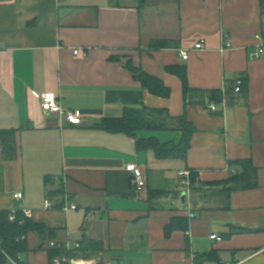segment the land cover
I'll return each mask as SVG.
<instances>
[{
  "label": "crops",
  "instance_id": "obj_1",
  "mask_svg": "<svg viewBox=\"0 0 264 264\" xmlns=\"http://www.w3.org/2000/svg\"><path fill=\"white\" fill-rule=\"evenodd\" d=\"M263 42L260 0H0V131L15 138L8 158L0 135V211H30L54 230L44 241L28 234V251L7 264H51L50 248L70 252L83 240L102 251L74 264H264V55L255 56ZM128 59L169 97L145 89ZM170 66H184L192 102ZM214 89L229 92L224 101L210 99ZM44 92L82 123L43 112ZM142 106L185 115L198 129L185 158L139 151L135 137L102 127ZM137 137L178 143L181 132ZM244 159L257 185L227 192L221 182L243 171L230 163ZM131 162L146 174L143 192L131 185ZM188 170L196 177L187 186L179 171ZM176 218L186 228L178 222L167 235Z\"/></svg>",
  "mask_w": 264,
  "mask_h": 264
},
{
  "label": "trees",
  "instance_id": "obj_2",
  "mask_svg": "<svg viewBox=\"0 0 264 264\" xmlns=\"http://www.w3.org/2000/svg\"><path fill=\"white\" fill-rule=\"evenodd\" d=\"M260 11L264 15V0H260ZM171 44L172 42L170 41H154L152 47L168 48ZM125 67H127L131 74L140 81L142 86L148 89L153 95L169 97L171 90L163 84L160 78L147 74L142 68L135 66L131 59L126 61ZM167 70L178 75L180 78L184 102L186 104L192 102L190 99L197 91L189 87L184 66H170ZM206 93L210 96L212 101L221 102L224 94L229 92L226 90L224 93L221 90L214 89ZM102 127L111 133L119 132L135 137V146H137V150L144 151L152 149L158 158L173 156L185 158L192 145V137L198 131L185 115L170 116L165 109H152L147 106H142L141 108L128 107L122 116L103 120ZM143 130H178L181 132V138L178 143L160 142L155 137L138 138L137 134ZM0 135L6 157H13L15 154L14 131L2 130L0 131ZM230 164L240 165L243 171L241 173H235L231 175L230 178L221 182L227 192L239 188L244 190L250 189L257 185L255 181L257 169L254 168L250 159H244L243 161H236ZM190 172L192 173L190 176L192 177L190 183L194 184L196 174L191 170ZM9 213V210L0 211V264H7L10 259L17 261L23 252L28 251V234L36 233L44 241L52 238L54 233L53 229L46 227L43 223L33 221L31 218H26L22 211H17L16 219L11 222L8 220ZM177 219L178 218L173 219L172 222L166 226L167 235L175 230L176 227H179V224H177L179 221H177ZM186 222V219L180 218L179 223H183L184 228L187 226ZM22 236H25V238L22 239ZM101 251L102 247L98 241L83 240L79 243L78 249L70 252L62 247L50 248L49 260L50 263L53 264L52 260L54 258H62L65 255L75 259H90L94 254Z\"/></svg>",
  "mask_w": 264,
  "mask_h": 264
},
{
  "label": "built area",
  "instance_id": "obj_3",
  "mask_svg": "<svg viewBox=\"0 0 264 264\" xmlns=\"http://www.w3.org/2000/svg\"><path fill=\"white\" fill-rule=\"evenodd\" d=\"M256 38L259 39L260 35H256ZM204 47V43L203 40L198 41L195 44V49H202ZM189 50H182L181 52V57L183 59L188 58L189 56ZM75 54H79V50H75ZM262 55H264V42L260 45V48L258 50V52L256 53V57H261ZM242 80L239 79L237 80L234 84H233V90L236 93H239L242 87ZM40 99H41V108L43 110V112H45L46 114H50V115H59L61 116L64 121H67L69 124L73 125V124H81L82 120H81V116L78 114L77 111L72 110V111H68L66 109H64V107H62L61 105V101L59 98L58 94L52 93V92H44L42 95H39ZM224 101V98L222 99ZM216 108V103H212V105H210V109L213 111ZM128 171L131 172L132 178H131V185L133 186V188L136 190L137 193L143 192L145 187H146V183H147V177L146 174H144L142 168L136 163V162H131L126 164L125 167ZM179 175L181 177H184L186 180L183 181V183L185 185H189L190 183V175L191 172L188 171H179ZM13 197L16 200H20L21 198H23L24 194L22 193V191H18L13 193ZM51 206V202L48 200L45 203V207H49ZM72 209H76L75 205H70ZM16 212L17 211H10L9 216H8V220L13 222L16 219ZM24 216L26 218H31L32 213L30 211L24 210L22 211ZM194 214H191V217H194ZM25 236H22V239H24ZM211 239H214L216 241H219L221 239V237L217 236V235H211ZM51 245H54L53 242H51ZM75 248H78L79 243L74 244ZM11 260V259H10ZM13 262H15L14 260H11ZM54 264H74V258L69 257V256H65L62 258H56L53 261Z\"/></svg>",
  "mask_w": 264,
  "mask_h": 264
},
{
  "label": "rangeland",
  "instance_id": "obj_4",
  "mask_svg": "<svg viewBox=\"0 0 264 264\" xmlns=\"http://www.w3.org/2000/svg\"><path fill=\"white\" fill-rule=\"evenodd\" d=\"M221 185V187H224V185H222V184H220ZM33 236H35V235H33Z\"/></svg>",
  "mask_w": 264,
  "mask_h": 264
}]
</instances>
